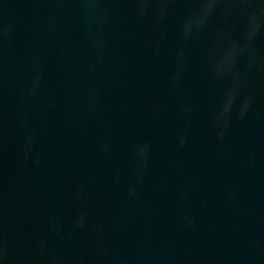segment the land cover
<instances>
[{
  "label": "water",
  "instance_id": "1",
  "mask_svg": "<svg viewBox=\"0 0 264 264\" xmlns=\"http://www.w3.org/2000/svg\"><path fill=\"white\" fill-rule=\"evenodd\" d=\"M197 7L0 0V264H264V30L219 139L207 52L240 19L185 41Z\"/></svg>",
  "mask_w": 264,
  "mask_h": 264
},
{
  "label": "clouds",
  "instance_id": "2",
  "mask_svg": "<svg viewBox=\"0 0 264 264\" xmlns=\"http://www.w3.org/2000/svg\"><path fill=\"white\" fill-rule=\"evenodd\" d=\"M138 10V16L152 11L158 21L166 17V9L177 0H132ZM196 9H189L181 24V34L185 41L190 38L207 36L209 19L219 13L224 21L239 17L240 26L238 36L233 37V27H219L215 38L211 41L207 52V59L213 78H223L229 81L222 94V101L218 105L213 117V127L219 129L217 137L222 139L227 131L232 116L233 106L240 97V87L246 78L257 70L260 56L255 47V40L264 30V0H194ZM158 26V25H157ZM183 50L177 54V71L173 75V84L179 83L180 73L184 67ZM245 62V70L241 71L240 62ZM253 99L252 93L246 94L239 103L237 118L243 119ZM182 111L190 114V108L185 106ZM186 137H180L183 145ZM143 155V151L141 153ZM36 163H39L37 159ZM83 220L81 218L80 225Z\"/></svg>",
  "mask_w": 264,
  "mask_h": 264
}]
</instances>
